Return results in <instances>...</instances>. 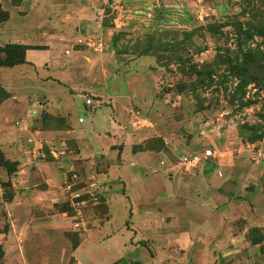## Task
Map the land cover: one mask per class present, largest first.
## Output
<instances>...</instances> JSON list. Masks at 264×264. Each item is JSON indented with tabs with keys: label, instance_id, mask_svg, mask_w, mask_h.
Segmentation results:
<instances>
[{
	"label": "crops",
	"instance_id": "obj_1",
	"mask_svg": "<svg viewBox=\"0 0 264 264\" xmlns=\"http://www.w3.org/2000/svg\"><path fill=\"white\" fill-rule=\"evenodd\" d=\"M0 2L10 13L0 23V46H29L25 62L0 66L9 94L0 103V147L20 160L11 175L13 198L2 205L13 228L0 231V264H241L243 225L264 209V170L242 157L234 131L205 139L204 149H223L224 156L195 173L172 174L168 166L194 154L198 141L143 148L149 138L131 128L121 105L126 91L112 96L113 106L86 104L100 86L69 49L76 31L52 34V23L45 38L46 19L62 16L71 0ZM18 149L24 155L7 154ZM81 181L85 186L75 189ZM80 192L106 211L74 241L72 218L58 204Z\"/></svg>",
	"mask_w": 264,
	"mask_h": 264
},
{
	"label": "rangeland",
	"instance_id": "obj_2",
	"mask_svg": "<svg viewBox=\"0 0 264 264\" xmlns=\"http://www.w3.org/2000/svg\"><path fill=\"white\" fill-rule=\"evenodd\" d=\"M22 1L12 3L19 7ZM4 12L8 19L0 2V20ZM64 12L46 19V33L52 23V34L76 31L69 49L83 67L95 71L100 86L89 92L90 103L86 99L92 110L113 106L112 96L126 91L129 97L121 105L131 128L149 138L143 148L198 141L193 153H202L206 138L232 129L242 157L264 170V163L253 164L257 151L264 150V0H71ZM7 94L0 84V100ZM51 125L60 126L57 119ZM13 138L26 139L23 134ZM14 144H9L12 150ZM43 150L50 159L49 148ZM215 150L212 159L226 154ZM19 163L0 147V231L7 234L13 227L2 205L13 198L11 175ZM84 186L81 181L75 189ZM72 198V203H59L58 210L72 218L69 236L76 241L106 209L94 205L91 193ZM258 214V221L243 225L241 264H264V209Z\"/></svg>",
	"mask_w": 264,
	"mask_h": 264
},
{
	"label": "built area",
	"instance_id": "obj_3",
	"mask_svg": "<svg viewBox=\"0 0 264 264\" xmlns=\"http://www.w3.org/2000/svg\"><path fill=\"white\" fill-rule=\"evenodd\" d=\"M90 103V99L87 100ZM250 148V147H249ZM247 149V147H246ZM216 156L215 149H206L204 152L194 153L191 155H187L184 157L178 158L172 167H170V171L172 174H192L198 171L201 165L206 161ZM264 163V150L259 149L257 151V156L253 160L254 165H258Z\"/></svg>",
	"mask_w": 264,
	"mask_h": 264
},
{
	"label": "trees",
	"instance_id": "obj_4",
	"mask_svg": "<svg viewBox=\"0 0 264 264\" xmlns=\"http://www.w3.org/2000/svg\"><path fill=\"white\" fill-rule=\"evenodd\" d=\"M4 17L0 21L7 19L8 13L4 12ZM29 46L23 44H6L5 46H0V66H14L19 63L25 62V52ZM5 55V57H3ZM4 93L6 92L3 89ZM8 98V94L5 95L1 100Z\"/></svg>",
	"mask_w": 264,
	"mask_h": 264
}]
</instances>
